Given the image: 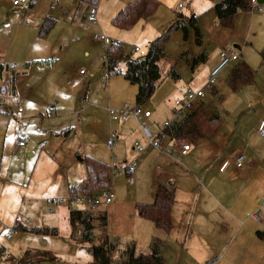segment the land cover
<instances>
[{
	"label": "rangeland",
	"instance_id": "rangeland-1",
	"mask_svg": "<svg viewBox=\"0 0 264 264\" xmlns=\"http://www.w3.org/2000/svg\"><path fill=\"white\" fill-rule=\"evenodd\" d=\"M130 1L133 0H99L96 3L95 18L87 15L92 4L80 13H76L69 8L73 0H66V6L61 10L58 9L61 13L67 10V14L56 13L55 17L58 18L56 24L44 35H51L54 41L66 45L63 50L59 47L55 50L59 59L56 65L58 71L49 65H37L21 76L17 88L18 95L22 97L21 105L24 111L21 114L25 118L23 120L25 125L20 126L21 128L18 125V128L20 133L27 137L26 141L31 143H35L39 136L43 137L42 134L47 136L51 131L46 146L51 147L53 153L62 159L73 183L83 182L86 173L84 162L86 154H93L109 163L115 156L119 165L128 155H132L133 158L129 161L137 162L135 183L128 182L126 172L111 176L110 187L116 197L108 206L109 229L112 235H117L115 241L125 243L134 239L139 245L148 246L153 237L157 236L162 239H160L163 245L161 252L168 259L182 250L199 253L198 256L202 258L204 255L201 253L204 248L201 249L197 240L198 247L191 244V231L186 223L181 226L178 213L174 215L175 221L172 220L173 227L165 230L156 227L151 220L139 215L135 209L137 202L151 203L154 200L159 179L175 176L177 181L173 180L176 186L179 185L178 194L183 193L188 188L190 168L202 173L205 170L203 164L210 151L205 145H193L197 141L194 138L190 140L192 151L187 154H180L177 151L178 156L174 160L166 152L167 149L172 150L174 147V141L166 133L161 140L162 149L150 148L146 145L141 123L136 117L130 116L122 121H113L110 118V108L119 109L125 103L137 104L135 99L137 86L121 73L108 75L107 68L103 65V56L105 57V50L109 44L105 45L96 40L94 34L105 33L112 39L122 40L126 51L132 55L134 45L146 48L147 39L157 34L147 29L143 30L144 21H139L131 31L114 26L113 14ZM212 5L211 0H190L180 10L187 15L192 12L197 13L198 25L203 35L202 42L197 43V36L192 27L189 28L187 35L181 29L172 32L164 48L165 57L159 62L162 79L153 95L142 103L143 107L153 111L152 118L144 120L143 124L150 126L154 136L157 135L164 128V122L175 117L173 110L175 99L188 88L203 89L205 96L200 101L205 104L208 116L222 118L216 130L224 133L223 138H226L228 145L225 150L227 154L231 149L244 143L243 137L233 136L238 129L244 134L246 129L245 126H240L241 121H245V125L250 127L259 117H264V12L249 7L235 16L232 25H217ZM81 20L85 22L86 28L80 26ZM168 26L160 30V34ZM159 29H161L160 24ZM226 43L235 47L255 69L253 79L237 89L230 83L232 69L239 62L237 59L219 71L213 85L208 84V75L218 64L219 53ZM235 44L238 46H234ZM205 51L207 56L203 58ZM121 68L124 69V63L121 64ZM175 70L180 74L179 77L172 76ZM53 83H56L57 87L48 93L45 85ZM15 99V95L7 94L4 101L7 105L17 108ZM52 104L56 107L55 112L50 115L49 109L52 108ZM55 130H59L60 133L54 135ZM112 131H115L118 141L117 146L110 148L107 140L111 137ZM240 131L238 130L237 133L240 134ZM258 135L259 137L254 133L251 136L255 147H260L261 142L264 141L260 132ZM180 140L184 143L189 142L186 139ZM136 141L146 146L144 152L135 149ZM221 160V157L216 158L213 168H207L206 172L207 174L212 172L221 184L232 183L233 179L229 172L234 165L222 171ZM175 206L177 208L179 205ZM48 208L52 207L44 209L51 214L53 209L48 210ZM100 209L99 207L97 211ZM129 213L132 216H129ZM185 216L190 218L191 211L185 212ZM176 223H178L177 227H175ZM64 224L68 225V220L62 217L59 226ZM96 225H101V222H96ZM43 231L45 229H42ZM74 235H76L75 239L79 238L76 233ZM101 235L94 234L93 243H97ZM68 238L26 230L20 233L18 231L11 238L5 234L4 243L16 255L15 257L23 258L22 255L25 253H21L28 245L68 253L71 242L77 243ZM84 254L83 251L80 254L76 251L71 261L57 258L60 261L57 262L55 257L56 261L42 260L39 264H86ZM124 259L114 254L113 264H123ZM11 261L13 258L11 260L3 258L0 259V264H10Z\"/></svg>",
	"mask_w": 264,
	"mask_h": 264
},
{
	"label": "crops",
	"instance_id": "crops-1",
	"mask_svg": "<svg viewBox=\"0 0 264 264\" xmlns=\"http://www.w3.org/2000/svg\"><path fill=\"white\" fill-rule=\"evenodd\" d=\"M159 1L160 6L157 11L147 20H141L144 21L143 30L147 29L151 33L156 32L155 37L160 34L164 27L168 26L167 24H170L176 18L177 12L181 10L176 7L178 0ZM218 1L220 0H211L213 9ZM248 1L249 7H251L250 0ZM257 1L262 6V9H252L264 12V0ZM52 3H54V7L51 6ZM77 5V0H73L69 8L76 12ZM65 6L66 0H32L27 6H14L12 0H0V88L5 84L8 76L15 73V90L14 92L10 90L7 94L15 95V102L18 104L17 108L10 104L7 105L4 101L7 94L2 93L0 104V252L3 250L5 255L1 253L0 259H7L5 257L8 254L16 256L4 243L5 234L8 238H11L18 231L20 233L21 231L31 230L38 234L45 233V235L52 234L69 237V240L72 239L76 242V239L71 237V233L73 229L76 231V229L81 227V225L77 226L78 221L76 225L71 224L69 218L71 208L66 204H58L52 201L58 197H68L71 194V186L78 183H73L69 170L64 168L62 159L53 153L51 147L46 146V142L49 141L51 136V131L47 133V136L42 134L43 137L39 136V139L36 138L35 143L27 142V137L19 131V128L25 125L23 124L25 118L21 114L24 109L21 105L22 97L18 95L17 84L22 75H25L37 65H49L58 71L56 65L59 59H57L55 50L58 47L63 50L66 45L54 41L51 35H41L40 26L49 17L54 18L56 24L58 20L55 17L56 13L60 15L67 14V10L62 13L58 12V9L61 10ZM244 10H240L239 12ZM192 13L197 15L196 12ZM184 14L187 15L186 13ZM215 15V23L223 25L219 22L216 12ZM159 24L161 29H159ZM132 29L126 31H131ZM155 37L147 39L145 42L146 48ZM226 45L229 44L226 43ZM234 46L237 47L238 45L235 44ZM241 57L242 54L238 61H246V59L243 57L241 59ZM103 58V65H105V57L103 56ZM39 60H49V62L43 63ZM246 62L252 67L249 61ZM45 86L48 88L49 93L56 89L57 84H46ZM18 99H20L19 102ZM201 104L203 102L200 101L199 105ZM19 107L22 108L21 112H19ZM55 107L56 105L52 104V108L49 109L50 115L55 112ZM204 109L208 116L205 106ZM41 116L43 119L45 118L42 113ZM152 116L145 120H150ZM261 121H264V117H259L258 120L248 127V125H245V121L242 120L240 126H245L246 130L244 134L238 129L240 134L237 133V130L233 136L234 138L238 135L243 137L244 143L237 148L231 149L227 154H225V150L228 147L226 138H223L224 133L218 131V129L212 135L196 139L197 141L193 143V145L207 146L210 154L206 160L207 163L204 162L203 164L205 165V170L202 173L199 170L196 171L190 168L188 188L183 193L178 194L179 185H175L176 198L172 208V220L175 221L174 215L178 213L181 226L186 223L187 228L191 231V244L194 247H198L196 240L199 241L201 249L204 248L203 253H201L204 256L200 258L198 256L199 253L182 250L176 256L168 259L163 253L166 264H264V141L261 142L260 147H255L251 141V136L254 133L259 137L257 126ZM57 133H60V131L55 130L53 132L54 135ZM143 136L145 137L144 133ZM30 137L32 139L31 134ZM22 140L24 141L23 145L20 144ZM173 141L174 147L172 150L167 149L166 152L170 154L172 159L176 160L177 155L174 156L173 153H177V151L180 153L181 145L184 142L177 143L175 140ZM236 141L239 142V140ZM134 147L137 149L135 144ZM137 151L140 152L138 149ZM191 151L192 144L191 148L183 154ZM86 155L96 157L93 154ZM239 155H244L242 167H238L236 163ZM220 157L222 158L220 170L225 171L230 165H234L233 169L229 172L233 179L232 183L221 184L212 172L208 174L206 172L207 168H213L214 160ZM96 158L111 166H120L115 156H113L111 163L105 159ZM132 158V155H128L122 160L123 163L121 165L132 160ZM201 176L202 179H200ZM173 179L177 181L175 176L159 179V184ZM137 203H135V209ZM109 205L102 206L99 211L93 213L97 217L94 218L92 224L94 225L96 236L102 234V238V236L107 235L115 241L118 237L117 235H112L109 229ZM175 205L179 206L176 208ZM47 207H52L53 212L51 214L44 209ZM188 210L191 211L190 218L185 216V212ZM100 211L107 212L105 224L98 217ZM128 215L132 216L131 213ZM62 217L67 218L68 225L59 226V221L62 220ZM98 221L101 222V225H96ZM179 221L177 222L179 223ZM18 223H21L20 225L25 227V229H19ZM178 223L175 224V227L178 226ZM42 229H45V231L42 232ZM10 232H12L11 237L8 236ZM68 232L70 234H66ZM155 239L160 241L161 238L154 236L148 246H139L141 248H149ZM130 241L136 240L132 239ZM99 242L100 240L95 244ZM33 248H37L40 251H48L54 256V261H56L55 257L56 259L60 258V260L71 261V259H74L73 257L75 256L73 255L76 251L78 254L81 251L85 253L83 257L86 259V264H92L94 261L93 255L83 248L81 243L75 244L71 242L68 253L54 252L50 249L28 245L24 247L21 254ZM161 251L163 252L162 243ZM71 252L73 253L71 254ZM57 262L60 261L58 260Z\"/></svg>",
	"mask_w": 264,
	"mask_h": 264
},
{
	"label": "trees",
	"instance_id": "trees-1",
	"mask_svg": "<svg viewBox=\"0 0 264 264\" xmlns=\"http://www.w3.org/2000/svg\"><path fill=\"white\" fill-rule=\"evenodd\" d=\"M98 1L77 0L76 13H80L83 9H87L90 4H96ZM159 6V0H134L124 5L113 16L112 23L118 28L130 30L139 21L147 20L157 11ZM248 7V0H220L214 5V10L220 23L232 25L236 14ZM54 24V18H46L40 26V34H47ZM190 27L195 30L197 43H201L203 35L198 25V16L195 13L187 16L183 12L178 11L176 18L171 24L149 42L146 53L142 58L128 53L122 41L112 40L105 50V66L108 75L121 73L127 80L135 84L137 86L136 102L141 105L153 95L162 79L159 62L165 57L164 48L166 41L175 30H184L187 35ZM206 56V53H203V58H206ZM39 61L43 63L49 62V60ZM122 63H124V69L121 68ZM174 72H172L174 78L180 76L176 70ZM254 72L249 63L240 60L232 69L230 83L237 89L239 86L250 82L254 77ZM15 77V73L11 74L5 84L1 86L0 104L2 93L7 94L10 90L14 92ZM221 121L222 118L220 116L209 118L203 104H201L190 112L188 116L178 122H173L169 127L165 128L164 132L177 143L181 142L180 139L190 141L194 138L199 139L212 135ZM84 162L86 166V177L83 180L84 192L91 193L110 186L111 165L91 155H86ZM79 188V183L72 185L71 194L79 192ZM175 197V183L173 180H168L158 185L155 191V199L152 203H137L136 209L139 215L151 220L156 227L170 230L173 227L172 208L175 203ZM96 217L93 212L71 209L69 218L72 225H76L78 221L77 226L81 225L85 229H92L94 227L92 222ZM98 217L105 224L107 212L100 211ZM20 224L18 223V228L25 229ZM74 234L75 229L71 233V237L75 239L76 235ZM76 239L77 243H81L82 247L93 255L94 261L92 264H113L115 261L114 254L125 258L123 264H166V259L161 252V242L158 239H155L149 248H141L136 241L125 243L114 241L107 235L102 236L98 244L93 243V238H89L87 235L76 237ZM1 253L5 255L3 250L0 255ZM24 253L22 255L23 258H17L11 254L6 255L5 258L7 260L13 258L10 264H39L43 259L54 261L52 254L48 251H40L37 248L28 249Z\"/></svg>",
	"mask_w": 264,
	"mask_h": 264
},
{
	"label": "built area",
	"instance_id": "built-area-1",
	"mask_svg": "<svg viewBox=\"0 0 264 264\" xmlns=\"http://www.w3.org/2000/svg\"><path fill=\"white\" fill-rule=\"evenodd\" d=\"M56 1V0H53ZM189 0H178L177 2V9H182L185 7ZM32 2V0H12L14 6H27ZM250 5L252 8H257L258 10L262 9V6L258 3L257 0H250ZM54 7V3L51 5ZM97 13V4H92L91 8L88 10V14L91 18H95ZM80 26L86 28V24L83 20L80 21ZM94 38L103 42L105 45L110 44L112 39L105 33H95ZM147 48H142L137 45L132 47L133 56L142 58L146 53ZM240 53L235 47L226 45L220 51V59L218 64L211 70L210 74L208 75V84L213 85L216 81L217 74L219 71L231 63L234 59H239ZM205 96V92L203 89L193 90L188 88L182 94L177 97L173 104V110L175 117L172 120H167L164 122V128L154 136L153 131L151 130L150 126L147 124H143V121L146 118L152 116L153 112L149 108L143 107V105H130L124 104L119 109H112L110 108V118L114 121H122L127 119L130 116L136 117L141 123V127L143 133L147 139V146H152L156 148H161L162 146V138L165 135L164 129L169 127L173 122H178L181 119L188 116L190 112H192L200 103V100ZM20 99H18L19 102ZM22 111V108L19 107V112ZM258 131L262 136H264V121H261L257 126ZM117 136L115 131H112L111 137L107 140V145L110 148H113L117 144ZM21 145L24 144L22 140L20 142ZM136 148L142 152L146 149L144 144L140 142H135ZM191 148V143L186 142L181 145L180 154L186 153ZM174 156L177 155L175 152L173 153ZM178 156V155H177ZM244 155H239L236 159V163L238 167L243 166ZM136 167L137 162L127 161L124 164L118 166L113 165L110 169V175L114 176L117 173L126 172L128 177V182L130 184H134L136 180ZM83 182L80 184V191L70 194L68 197H58L52 200L58 204H66L69 208L81 211H89L96 213L101 206L109 205L115 198V193L111 189V187L102 188L100 190L88 193L83 191ZM264 203V200H263ZM48 210H52V208H48ZM77 236L81 237L87 235L89 238H94V227L92 229H85L83 226L76 229ZM9 237L12 236V232L8 234Z\"/></svg>",
	"mask_w": 264,
	"mask_h": 264
}]
</instances>
